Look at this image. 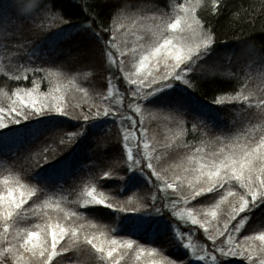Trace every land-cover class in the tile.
I'll use <instances>...</instances> for the list:
<instances>
[{
    "label": "snow or ice",
    "instance_id": "6c2138e0",
    "mask_svg": "<svg viewBox=\"0 0 264 264\" xmlns=\"http://www.w3.org/2000/svg\"><path fill=\"white\" fill-rule=\"evenodd\" d=\"M209 4L218 18L222 0H174L165 6L171 11L117 0L115 23L109 26L86 5L89 22L82 31L100 45L110 73L106 91L95 93L82 86L93 77L91 71L76 69L69 75L64 65L30 67L40 58V45L15 37L0 24V55L8 62L0 66L5 81L0 87V153L10 142L35 140L65 121H75L71 126L76 130H59L45 139L74 147L109 120L118 128L114 148L119 153L112 170L102 176L87 171L67 189L64 176L97 165L76 168L47 144L37 146L35 171L14 163L0 173V264H71L72 253H87L94 264H126L129 259L133 264H178L179 257L171 259L130 238L149 230L153 237L170 234L173 245L190 257L180 264H232L229 258L264 264V230L244 234L252 214L264 210V57L244 69L242 83L237 73L233 87L216 95L211 105L193 107L188 90L197 88L192 76L198 69L209 78L217 73L233 77L231 71L220 72L219 64L202 63L215 45L213 25H206L198 11ZM50 7L33 32L44 31ZM11 8L28 18L38 4L12 0ZM56 19L52 14L51 20ZM29 80L30 87L7 86ZM121 81L127 85L123 91ZM225 105L235 108L239 119L218 127L213 106ZM146 117L163 122L162 135H149ZM119 168L124 176L113 175ZM115 180L120 187L107 188L106 182ZM141 186H150V196L119 198ZM104 215H115L117 226L101 223ZM201 230L204 243L194 239Z\"/></svg>",
    "mask_w": 264,
    "mask_h": 264
},
{
    "label": "trees",
    "instance_id": "16d2710c",
    "mask_svg": "<svg viewBox=\"0 0 264 264\" xmlns=\"http://www.w3.org/2000/svg\"><path fill=\"white\" fill-rule=\"evenodd\" d=\"M174 0H134V3L142 7H152L165 9L171 11V8H166V5H171ZM175 2H184V0H175ZM12 0H0V10L7 15V19L14 20L24 28L21 32L17 31L13 34L23 35L18 36L20 39H28L34 41L35 45H40L38 52L39 59H36L35 64L30 67L42 66H59L64 65L66 74L74 75L76 69L87 70L93 73V77L82 86L90 87L95 92H104L107 88V78L109 72L105 70V65L100 58V45L90 37V34L82 31V25L89 22L88 13L85 7L92 6L95 11L99 13L98 20H103L105 26L114 23L113 11L117 0H36L38 8L34 9L32 15L28 18L18 17L11 8ZM223 8L222 14L218 18H213L210 11V4L208 8H202L199 11L202 19L207 23L213 25V34L215 37V45L212 53L202 63L204 65L219 64L220 72L227 73L231 71L233 77L231 79L222 77L219 73L215 78H209L207 74H201L200 70L194 73L192 78L197 82L195 90L189 89L188 96L190 97L193 107L208 104L211 105L212 100L216 95L224 94L233 87V81L237 78L239 73L240 82L244 75V69L250 64L257 62L261 57H264V0H222ZM51 6L49 10V19L43 21L45 28L43 32H33V24L42 22V17L45 16L44 9ZM54 14L58 19L54 22L51 20V15ZM119 13H116V17ZM67 21L68 23H61ZM54 23L55 26L49 27V24ZM16 42V41H13ZM55 45L56 47L63 46L65 50H61L60 56L53 59L51 53L47 50V46ZM48 52L47 58L44 53ZM229 54V57L225 56ZM51 61L52 63H48ZM7 60L0 55V66H7ZM72 70V71H69ZM115 73L113 74L115 82ZM28 82L17 85L16 82H8V88L12 89L17 86H27ZM5 86V81L0 74V87ZM28 87V86H27ZM119 87L124 89L126 86L121 81ZM71 103H76L72 95L69 96ZM214 112L217 114V126H227L234 119H239V115H235L236 109L228 105L223 107L213 106ZM186 119L189 121L188 128H191L192 112L189 111ZM75 121H65L59 126V129L50 128L43 131L35 140H26L23 143H9V147L0 153V173H3L12 167L15 163L18 167L30 169L35 171L37 164L35 161V152L37 146L47 144L56 149L57 155L62 159L73 160L76 168L95 163V169H81L74 172L72 175L63 177L62 183L64 187L70 188L74 181H77L79 176L85 175L87 171L94 172L97 175L103 174V171L113 169L112 161L119 155L118 150L114 148L117 141L118 128L111 120L107 124L89 132L88 136L75 144L74 147L65 145L59 146L58 140L53 143V139H45L46 137H53L59 130L74 131L76 130L71 125ZM163 123V122H161ZM78 127V126H77ZM163 127V128H161ZM153 132H158L161 135L164 132V124L157 122L149 125V135ZM188 139H192L189 135ZM107 145L105 148L104 145ZM51 156V153H49ZM114 176H124L125 171L122 168L113 171ZM107 188L117 190L120 187V182L107 181ZM133 193L143 195L151 194L150 186L130 189L121 195L120 199H125ZM103 215V214H101ZM169 217L165 216V220ZM37 221H33L36 223ZM101 223L107 224L109 227L117 226V218L113 216H103ZM261 223H264V210H257L252 214V221L247 226L248 231L245 235L253 234L255 231L264 230L260 228ZM120 236H125L126 233H120ZM130 238L139 239L141 243H145L148 247H157L164 255H168L171 259L179 257L178 264L181 261L187 260L190 257L183 255L176 246L173 245L170 239V234L164 232L163 234L153 237L151 230L140 234V236H132ZM194 239L200 243H204L202 230ZM153 243H147L153 241ZM210 243V242H209ZM232 264H239V258H229ZM58 264H68L67 261H58ZM71 264H94V258L87 253L71 254ZM247 264V262H245Z\"/></svg>",
    "mask_w": 264,
    "mask_h": 264
},
{
    "label": "rangeland",
    "instance_id": "374dc122",
    "mask_svg": "<svg viewBox=\"0 0 264 264\" xmlns=\"http://www.w3.org/2000/svg\"><path fill=\"white\" fill-rule=\"evenodd\" d=\"M119 16L116 17V19H118ZM114 23H115V20H114ZM0 24H2L5 28H8L11 30L12 33L14 32H17V31H22L24 28H21L20 27V24H17L14 20H9L7 19V15L2 13V10H0ZM4 34H8L7 32H5ZM15 37H18V36H23V35H16L14 34ZM20 38V37H19ZM13 41H16L15 39ZM49 45V44H48ZM47 50L51 53L53 59H57V57H59L62 52L61 50H65L63 46H59V47H56L55 45H49L47 46ZM58 66V65H57ZM28 87L31 86V83H30V80L28 81V83L26 84ZM125 86L127 87V85L125 84ZM125 87V88H126ZM47 88V85L45 84L44 85V89L43 90H46ZM124 89H121V91H123ZM157 121H149L146 117L145 119V124L146 126L149 128V125L151 124H154L156 123ZM158 124L161 123V122H157ZM163 128V127H161ZM5 173V172H3ZM126 264H133V261L131 259L127 260Z\"/></svg>",
    "mask_w": 264,
    "mask_h": 264
}]
</instances>
